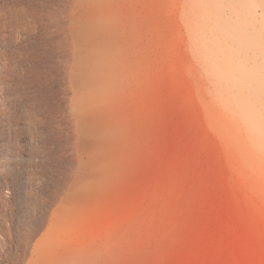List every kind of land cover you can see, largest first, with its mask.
I'll return each mask as SVG.
<instances>
[{
    "label": "rangeland",
    "instance_id": "rangeland-1",
    "mask_svg": "<svg viewBox=\"0 0 264 264\" xmlns=\"http://www.w3.org/2000/svg\"><path fill=\"white\" fill-rule=\"evenodd\" d=\"M90 4L0 0V264H264V0Z\"/></svg>",
    "mask_w": 264,
    "mask_h": 264
},
{
    "label": "bare ground",
    "instance_id": "bare-ground-1",
    "mask_svg": "<svg viewBox=\"0 0 264 264\" xmlns=\"http://www.w3.org/2000/svg\"><path fill=\"white\" fill-rule=\"evenodd\" d=\"M91 1H93V0H77V8L80 11V13H79V16L75 19V26L72 28V31H73L77 41H79L80 44L81 43L84 44L85 42L90 44L91 47H89L90 48L89 53L91 55H94V54H97L99 50L104 51V49H103L104 43H107V42L113 43L114 42V35H113L114 32H113V29L109 26V24L107 22V18L105 16V13L102 12L100 8L93 7V5L90 4ZM80 44H78V45H80ZM79 51L81 53V56H80V53L78 55L80 58L78 60V65H77L79 72L75 74L73 80L77 86H83V87L87 88V92L85 95L88 96L89 94L90 95L96 94V88L99 86H98L97 81H95V78L99 73H101V72H98V70H97V68L98 69L100 68L101 64H100V62L96 63V61H95V67L94 68L90 67V65H88V62H89L88 59H90V58H88V56H86L84 54L85 49L83 48V52L81 50H79ZM97 58H99V55L97 56ZM19 76H22V75L19 74ZM101 78H102V76H101ZM102 80L105 81L104 79H102ZM0 83H1V81H0ZM0 85H2V84H0ZM8 86H9V84H8ZM4 88H6V87H4ZM0 90H1V86H0ZM1 91H0V93H2ZM5 91H6V89H5ZM82 101H84V100H82V97H81L80 102H82ZM81 132H82L81 134H83V136H85L89 140L88 142L90 144H92V145L99 144V139L97 136H99V134H101L102 131H101L100 127L98 126V122L96 120H94L93 118H90L88 120L84 119L82 121ZM80 181L84 185H89V183L86 180L85 175L81 176ZM3 241H4L3 239L0 240L2 248H3V245L5 244V243L3 244Z\"/></svg>",
    "mask_w": 264,
    "mask_h": 264
}]
</instances>
